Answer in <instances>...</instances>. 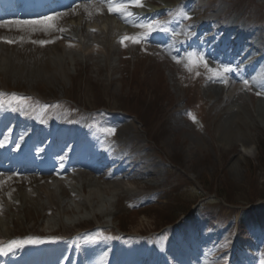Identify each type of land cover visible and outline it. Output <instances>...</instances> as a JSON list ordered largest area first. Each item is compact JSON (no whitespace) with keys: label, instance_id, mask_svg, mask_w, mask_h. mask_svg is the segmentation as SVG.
<instances>
[{"label":"rangeland","instance_id":"1","mask_svg":"<svg viewBox=\"0 0 264 264\" xmlns=\"http://www.w3.org/2000/svg\"><path fill=\"white\" fill-rule=\"evenodd\" d=\"M115 1L84 0L40 17L22 15L0 22L4 25L0 26L3 32H0V141L4 143L0 150V249L7 254L12 241H17L21 246L12 248L25 251L32 247L26 243L29 239L40 240L50 232L67 238L79 228L94 226L98 227L92 230L96 236H89L86 242L80 243L77 235L71 237L68 245L73 252L62 247L70 253L60 256L61 264H123L134 245L137 247L132 249L133 257L140 249L145 252L150 249L152 257L145 264H243L232 257L243 252L245 246H250L253 251L249 254L253 261L248 264H262L264 0H192L195 7L204 2L209 5L202 8V14L194 12L193 15L197 13L195 16L189 12L198 8L190 5L188 0H171V4L154 7L147 23L169 26L171 22L177 23L174 27L179 35L176 36L183 39L196 33L194 41L192 38L185 41V44L191 41L192 44L182 47L184 50L179 46L174 48V41L163 35L167 32L161 33L158 40L148 36L149 30L137 29L136 21L125 23L129 24L126 29H119L109 39L92 36L96 39L89 40L90 47L79 46L74 31L67 24L70 19L79 15V8L86 16L93 17L103 13L102 9L109 11L110 2L123 3V0ZM145 1L157 3L156 0ZM185 1L190 20L180 15L181 11L187 12ZM158 2L165 4L162 0ZM179 2L182 4L178 7ZM169 5L177 8L166 9ZM231 15L232 25H239L236 29L240 34H244L243 30L246 32L247 46L252 47L251 40L262 48V53L258 55L255 50L241 52V66L254 63L255 69L245 78L242 72L239 80L233 78V71L229 75L224 73L228 78L221 82L219 76L224 62L220 60L227 54L218 55L208 45L209 37L217 28L205 30L201 26L208 19H226ZM50 17L54 18L49 20L54 27L48 29L37 25L34 30L15 24L16 21ZM195 22L201 26L191 27ZM184 26L195 30L181 34ZM140 31L143 34L138 36L149 37V40L143 39L141 46L131 40L121 42L124 37H132L131 33ZM251 32L255 33L252 39ZM156 33L160 34V31H155L154 35ZM41 40L49 43H34ZM147 43L150 46H146ZM247 46L243 45L241 50ZM164 47L168 50H163ZM191 47L199 50L192 51ZM189 53L197 54L193 58L197 61L195 64L189 65ZM201 54L207 67L198 61ZM238 54L235 52L236 64L241 63ZM229 56L228 59H233L232 52ZM236 76H239L237 72ZM244 80L249 84L245 85ZM34 97L47 105L30 102ZM64 100L66 104L60 107L58 104ZM73 102L76 107H71ZM99 107L100 110L91 112ZM49 109H52L50 115ZM189 114L195 117V122ZM42 126L46 129L71 127L81 136L88 134V140L113 137L110 143L123 141L124 146L131 142L130 153L143 149L140 158L152 157L156 165L128 167L125 172L112 177L106 173L112 166L100 170L99 174H82L81 171L72 175L70 171L79 169H71L62 177L57 175L61 182L55 192L57 201L52 203L41 185L57 181L54 174L43 176L34 170H13L12 164L6 162L8 154L20 150L22 142L32 140L30 134ZM107 129H115V133H109ZM105 132L110 137L105 136ZM42 134L34 138V143L42 140ZM243 143L252 147V155L247 152L252 149L243 147ZM85 170L89 169L84 167L83 172ZM131 170H142V176L137 171L128 173ZM147 170L152 172L145 176ZM106 181L108 186L104 184ZM135 191L140 197H144L141 193L148 192L159 195L146 197L144 201L150 202L136 209L134 206L140 198L132 199L137 195H131ZM6 195L7 199L8 196L14 198L7 201ZM104 198L110 199L106 206L111 212L109 216L103 211ZM108 229L114 233L104 236ZM90 233L91 230L87 234ZM128 234L134 235L136 240L121 239ZM99 236L111 239L100 241ZM195 238L200 244L188 245ZM43 240L45 243L46 239ZM209 240L213 248L206 251ZM210 247L208 245L206 249ZM104 248L110 254L99 257L98 252Z\"/></svg>","mask_w":264,"mask_h":264},{"label":"bare ground","instance_id":"2","mask_svg":"<svg viewBox=\"0 0 264 264\" xmlns=\"http://www.w3.org/2000/svg\"><path fill=\"white\" fill-rule=\"evenodd\" d=\"M165 4H171L172 1L171 0H162ZM174 1H177V0H174ZM173 1V2H174ZM196 1V0H195ZM202 2V0H199ZM131 2H133V0H130V5L131 6H134V11L133 10H130L131 12V15L129 16L127 14V12L125 13H120V12H109L107 10H104L102 9L104 12L103 13H98V14H95L93 17L91 16H86L85 13L80 10L79 8V15H74L75 17L73 19H70L71 21H69L67 24L69 26V28L74 31V36L77 38V41H78V45L79 46H82V44H85L87 45V47H90V44H89V40L90 39H96L95 37H92V36H96L99 38H103V37H107L109 39V37H111L113 34L117 33L118 30H122L123 29V25L125 23H128V22H131V21H136L139 17L142 16V12H140L141 10H149L152 5H147L145 3H143V1H141V3L144 5L143 7H135L134 4H132ZM175 6L177 3H174ZM209 4V3H208ZM191 5V4H190ZM189 5V6H190ZM191 7V6H190ZM205 8V7H204ZM194 9V8H193ZM208 10V9H207ZM135 15V16H134ZM131 25V24H130ZM210 25H212L210 23ZM128 28V27H127ZM89 31V32H88ZM90 31L92 32V35L90 33ZM1 33H3L2 31H0ZM97 32H100V34H97ZM164 32V31H163ZM248 33V32H247ZM102 34V36H101ZM105 34V35H103ZM157 34V33H156ZM159 34V33H158ZM247 37L243 36V35H238L237 36V39L236 41L233 43V44H236V43H240L243 39L245 40ZM228 39V38H227ZM143 41V40H142ZM178 42V41H177ZM187 42V41H186ZM228 42H232L228 39ZM89 44V45H88ZM223 44V45H222ZM220 47H223V49H220L221 51L226 49L228 47V44H227V40L225 39V41H221L220 42ZM178 47V46H177ZM219 47V48H220ZM241 48H243V45L241 44ZM241 50V49H240ZM239 50V51H240ZM238 52V51H237ZM239 53V52H238ZM239 55V54H238ZM236 66V65H234ZM29 130V129H27ZM40 132L39 129H37V131L35 132L38 133ZM65 137L64 134L62 133H58L57 135H55L54 133L49 137V139H53V144L57 141L60 142L61 139H63ZM60 138V139H59ZM80 138V137H79ZM86 139V137H81L80 138V143L83 142L84 140ZM76 140H78V138L74 137V138H68L67 141L68 143L66 142L64 147L67 145V147H65V149L68 147H71V154L74 153V151L76 150L75 148V144L73 143H76ZM73 145V146H72ZM106 142L104 140H100L99 142V146L101 147H105ZM108 146V145H107ZM123 146V148L121 147ZM243 147L245 148H248V149H252V147L250 148L248 145L246 144H242ZM109 149H108V152L109 153H112V152H115L116 155L115 157L111 160V162L109 164H101V165H97V167H90L88 166V164L86 162L84 163H81L84 167H87L89 170H85V172H83L82 170V174H87L88 172H96V174H99V172L103 171V168L108 166V165H115L116 166V170L115 171H112V172H109L110 176L112 177L113 175H116V174H120V173H123L127 170V166L130 167V169H135L137 167H144V168H148L150 166H155L156 163H154V159L152 157L150 158H146V159H141L140 156L143 152V149H140L136 152H132L130 153L131 151V147H132V143L128 142L126 146H124V142L123 141H118V143H115L111 146H108ZM119 149L118 152H116V150ZM88 152H91L93 151V147H88L86 149ZM247 150V149H246ZM253 149L252 150H247V152H249L250 155L253 154ZM76 152V151H75ZM127 153H130V155L128 157H126ZM74 157L71 155V161ZM83 167V168H84ZM98 168V169H96ZM62 169V168H61ZM115 169V168H114ZM101 170V171H100ZM152 172V171H151ZM149 170H147L144 175L145 176H148L150 173H151ZM81 173V172H80ZM79 173V174H80ZM154 173V172H153ZM53 174V173H52ZM102 174V173H101ZM135 174V173H134ZM142 173H140L141 175ZM50 175V174H49ZM89 175V174H88ZM94 175V174H93ZM143 175V176H144ZM154 175V174H153ZM80 176V175H79ZM99 177V175H97ZM118 176V175H117ZM127 176V175H126ZM132 176V175H131ZM129 176V177H131ZM142 176V175H141ZM151 176V175H150ZM149 176V177H150ZM73 177V176H72ZM110 177V178H111ZM128 177V178H129ZM76 179V177H73V179ZM84 178V177H83ZM87 178V176H86ZM108 178V177H107ZM121 178V177H120ZM119 178V179H120ZM123 178V177H122ZM143 178V177H142ZM46 179V178H45ZM93 179V178H92ZM112 179V178H111ZM132 179V178H131ZM90 180V179H89ZM94 180V179H93ZM98 180V179H97ZM104 180H106L104 178ZM121 180V179H120ZM127 180V179H125ZM91 181V180H90ZM89 181V182H90ZM108 181V180H107ZM104 183L105 186L109 183ZM117 181V180H116ZM124 181V179H123ZM133 181V180H132ZM49 182V181H48ZM69 182H72V180H70ZM73 182H76V180H74ZM92 182V181H91ZM94 182L97 183V181L95 180ZM100 182V180H99ZM102 182V181H101ZM105 182V181H104ZM111 183V182H110ZM115 183V182H114ZM125 183V181H124ZM42 184V182L40 183ZM60 185V182L59 181H52L50 184H46L45 186L44 185H41L43 186L44 188V191L46 193L49 194V197H50V200L53 202H55V200L57 201V198L56 195H55V192H56V188L58 189ZM76 185V184H75ZM116 186H121L122 184L118 185V184H115ZM125 185V184H124ZM40 186V185H39ZM52 186V188H51ZM96 186V185H94ZM93 186V187H94ZM99 186V185H98ZM123 186V185H122ZM61 187V186H60ZM97 187V186H96ZM95 187V188H96ZM104 187V186H103ZM40 188V187H39ZM42 188V187H41ZM120 188V187H119ZM118 188V189H119ZM36 189V188H34ZM37 190V189H36ZM41 190V189H40ZM94 190V188H93ZM113 190V189H112ZM115 190V189H114ZM101 192V190H98ZM141 191V190H140ZM109 192V191H108ZM110 192H112L110 190ZM92 193V192H91ZM113 193V192H112ZM102 194V193H101ZM7 195L4 197L6 198ZM11 199L14 198V197H10ZM11 199H9V196H8V199L6 198L7 201H10ZM106 199V200H105ZM108 202V203H107ZM103 211L106 212V215L109 216V214L111 213L110 210L108 209V204L110 203V199L108 198H104L103 199ZM57 241H60V242H63L62 240H56L55 242ZM43 243H44V240H43ZM163 250H165V247H162ZM50 250H54L56 252H61V253H66V249L65 248H62V245H56L53 241L50 242V243H47L45 245H35V246H32L31 248H29L27 250V253L29 255H41V252H49ZM139 250V249H138ZM140 251V250H139ZM150 249L148 248L147 252L146 253H149ZM136 253H139V252H136ZM61 259V258H60Z\"/></svg>","mask_w":264,"mask_h":264},{"label":"snow or ice","instance_id":"3","mask_svg":"<svg viewBox=\"0 0 264 264\" xmlns=\"http://www.w3.org/2000/svg\"><path fill=\"white\" fill-rule=\"evenodd\" d=\"M135 7H143L144 5L141 3V0H133ZM109 7V11L111 12H120V13H124L127 12L129 5L126 3H119V4H112L111 2L108 5ZM127 14L130 16L131 12H127ZM59 15V14H58ZM180 15L186 19V20H190L191 16L188 14V12L186 11H181ZM54 19L53 17L50 18H45L42 20H38V21H16L15 24L17 25V27H21V26H29V27H33V29L35 30V26L39 25L40 27H42L43 29H48V28H52L54 27L53 24L49 23V20ZM0 26H4V25H0ZM139 27L142 28H146L149 30V32L152 31H157V30H161V31H165L167 32L168 29L166 28H162L159 25V22H149V23H145L142 25H139ZM60 31H63V29H60ZM173 35H179L178 33L173 32ZM145 37H136V36H132V37H124L123 40L121 41L122 43L124 42V40H131L133 43H139L142 39H144ZM8 43H12V41H8ZM34 43H40L41 45L49 43V41H34ZM197 54L196 53H189L188 54V61H189V65L195 64L197 61L194 60L193 58L196 57ZM198 61L200 63H203L205 67H207V62L204 60L203 55H199L198 57ZM177 62L179 63V60H177ZM188 66V65H186ZM223 72L225 73H229L234 71V69L231 66H223L221 69ZM243 83L245 85L249 84V81L244 80ZM259 95V93H257ZM14 99H23V98H15ZM190 118L193 120V122H195V117L192 116L191 114H189ZM107 131L109 133L114 134L115 133V129H107ZM7 139V138H6ZM0 147H4V143L0 142ZM17 148H19V145H17ZM63 159V158H62ZM26 243H30V244H35V243H42V241L40 240H33V239H29L28 241H26ZM12 246L15 247H20L21 246V242H17V241H12V245H10L8 247V251L12 250ZM0 254H6L4 252V249H0ZM262 264H264V262H262Z\"/></svg>","mask_w":264,"mask_h":264}]
</instances>
